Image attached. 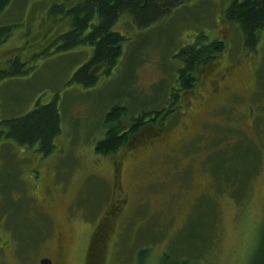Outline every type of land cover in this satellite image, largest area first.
I'll return each mask as SVG.
<instances>
[{
    "label": "rangeland",
    "instance_id": "1",
    "mask_svg": "<svg viewBox=\"0 0 264 264\" xmlns=\"http://www.w3.org/2000/svg\"><path fill=\"white\" fill-rule=\"evenodd\" d=\"M61 1L12 0L0 12V26H11L0 68L19 59L28 70L0 81V117L55 95L62 115L47 155L0 133V241L16 245L7 263L159 264L168 253L169 263L247 264L264 223V27L247 43L226 15L232 0H184L146 27L123 12L114 28L127 36L124 52L86 86L71 79L89 54L56 46L71 25L52 11ZM202 34L227 46L201 67L182 109L160 132L97 153L113 104L130 115L168 107L176 52Z\"/></svg>",
    "mask_w": 264,
    "mask_h": 264
},
{
    "label": "trees",
    "instance_id": "2",
    "mask_svg": "<svg viewBox=\"0 0 264 264\" xmlns=\"http://www.w3.org/2000/svg\"><path fill=\"white\" fill-rule=\"evenodd\" d=\"M182 1L184 0H62L54 3L52 11L63 16L69 15L72 26L62 34L64 43L59 48L83 47L90 56L74 72L71 81L94 86L101 77L112 74L124 52L123 45L127 39L125 34L114 29L121 13L129 12L140 27H146L170 13ZM11 2L12 0H0V12ZM226 15L228 19L239 23L246 42L254 46L258 33L264 27V0H232ZM10 31V25L0 26V43ZM226 43L219 37L209 40L202 34L176 52L182 65L178 69L176 86H171L167 108L142 109L137 114L130 115L126 104H113L105 113V133L95 145L96 152L115 154L135 139L138 140L143 132L151 135L165 128L167 115L182 109L184 95L200 81L201 67L222 53L226 49ZM23 65L24 62L17 59L8 68H0V81L27 72L28 70L22 69ZM58 98L55 95L49 102H38L25 114L0 117V133H5L6 137L21 144L39 143L41 152L47 155L53 150L55 137L61 131L62 115ZM162 257L159 264H196L190 263L189 258L169 263L168 253ZM247 264H264V223L256 249Z\"/></svg>",
    "mask_w": 264,
    "mask_h": 264
},
{
    "label": "flooded vegetation",
    "instance_id": "3",
    "mask_svg": "<svg viewBox=\"0 0 264 264\" xmlns=\"http://www.w3.org/2000/svg\"><path fill=\"white\" fill-rule=\"evenodd\" d=\"M70 24H71V20H70ZM114 25H115V24H114ZM71 28H72V26L70 25V26L68 27V30H70ZM114 29H115V28H114ZM68 30H67V31H68ZM67 31H65V32H67ZM65 32L60 33L59 38L62 39V40H61V42L59 41V43H58L56 46H62V45H63L64 42H63L62 34L65 33ZM1 69H3V68H1ZM220 89H221L220 87H216L215 92H218V90H220ZM224 90H225L226 93H229L228 90H230V89H229L228 86H224V87L221 89V91H224ZM52 99H53V98H52ZM52 99H51V100H52ZM51 100H50V101H51ZM38 102H39V103H44V102L37 101L36 104H37ZM48 102H49V101H48ZM36 104H35V105H36ZM35 105H34V106H35ZM46 173H48V172H46ZM32 182H33V181H32ZM45 189H46V188H44V190H45ZM33 194H34V193H33ZM59 235L61 236V233H60ZM62 238H63V237H60V238H59V240H60V244H61V245H63V244H62ZM8 241L10 242V241H11V238H9ZM8 241H7L6 237H5L2 241H0V258H3V259H4V263H3V264H8L7 261L5 260V256H6V255H5V254H6V251H5V250L8 248V247H7V244H8L7 242H8ZM13 246H14L13 248H8V249H9V250H10V249H13V250H14V249L16 248V245H13ZM10 247H11V246H10ZM1 251L4 252V254H2ZM44 257H46V258H50L51 261H52V264H56L55 261H54V259H52V257L47 256V255L41 256V258H40V264H42V263H41V259L44 258Z\"/></svg>",
    "mask_w": 264,
    "mask_h": 264
},
{
    "label": "water",
    "instance_id": "4",
    "mask_svg": "<svg viewBox=\"0 0 264 264\" xmlns=\"http://www.w3.org/2000/svg\"><path fill=\"white\" fill-rule=\"evenodd\" d=\"M41 263L42 264H52V261H51L50 258L44 257V258L41 259Z\"/></svg>",
    "mask_w": 264,
    "mask_h": 264
}]
</instances>
